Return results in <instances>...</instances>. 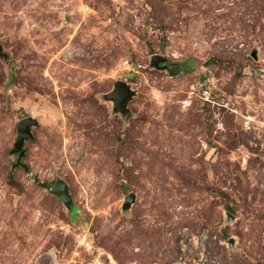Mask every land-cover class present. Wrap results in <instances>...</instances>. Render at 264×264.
Segmentation results:
<instances>
[{"label": "rangeland", "instance_id": "1", "mask_svg": "<svg viewBox=\"0 0 264 264\" xmlns=\"http://www.w3.org/2000/svg\"><path fill=\"white\" fill-rule=\"evenodd\" d=\"M0 264H264V0H0Z\"/></svg>", "mask_w": 264, "mask_h": 264}, {"label": "water", "instance_id": "2", "mask_svg": "<svg viewBox=\"0 0 264 264\" xmlns=\"http://www.w3.org/2000/svg\"><path fill=\"white\" fill-rule=\"evenodd\" d=\"M167 61V57L161 54H153L151 65L158 68L164 67ZM135 91L132 89L130 84L125 80H118L115 82L114 88L107 94L108 99L115 101V109H121L124 112L128 110V102L135 95ZM38 122L35 118L27 116L20 121L19 135L15 143L14 152L19 153V158L16 165H21L22 158L25 155L24 143L27 139L33 137L31 127L36 125ZM50 192L56 194L64 203L68 206L73 204V197L69 191V186L64 179H57L50 189ZM135 199V194L130 193L126 197L125 204L130 205Z\"/></svg>", "mask_w": 264, "mask_h": 264}]
</instances>
